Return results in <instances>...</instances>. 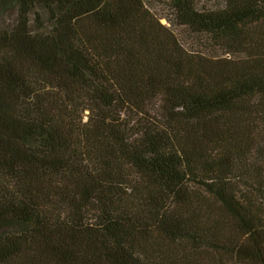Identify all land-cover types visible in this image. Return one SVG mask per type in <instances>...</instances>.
<instances>
[{
  "label": "trees",
  "instance_id": "1",
  "mask_svg": "<svg viewBox=\"0 0 264 264\" xmlns=\"http://www.w3.org/2000/svg\"><path fill=\"white\" fill-rule=\"evenodd\" d=\"M167 4L228 55L146 0H0V264H264V0Z\"/></svg>",
  "mask_w": 264,
  "mask_h": 264
},
{
  "label": "rangeland",
  "instance_id": "2",
  "mask_svg": "<svg viewBox=\"0 0 264 264\" xmlns=\"http://www.w3.org/2000/svg\"><path fill=\"white\" fill-rule=\"evenodd\" d=\"M150 3V7L152 12L156 17H159V21L163 24H165L167 27L171 28L173 32L178 36L179 41L182 43L183 46L189 49H194L197 47L201 49L204 53L212 55V56H225L228 55V53L225 51L224 48L221 47H215L214 49H206L205 47H201L197 44L196 40L192 37V33L184 26L170 23L166 19V15H171V8L167 4V0H146ZM200 4L209 3L212 4V2H216L218 0H197ZM6 20H10L12 18L11 12L5 13ZM84 119L87 118V110H85V115L83 116Z\"/></svg>",
  "mask_w": 264,
  "mask_h": 264
}]
</instances>
